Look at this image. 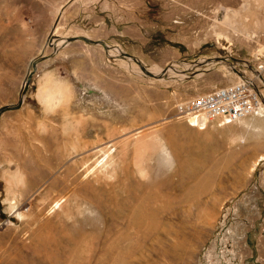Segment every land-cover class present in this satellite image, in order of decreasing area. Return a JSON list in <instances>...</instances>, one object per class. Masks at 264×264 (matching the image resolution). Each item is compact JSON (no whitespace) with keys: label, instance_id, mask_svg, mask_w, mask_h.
Wrapping results in <instances>:
<instances>
[{"label":"rangeland","instance_id":"1","mask_svg":"<svg viewBox=\"0 0 264 264\" xmlns=\"http://www.w3.org/2000/svg\"><path fill=\"white\" fill-rule=\"evenodd\" d=\"M263 58L264 0H0V264H264V110H178Z\"/></svg>","mask_w":264,"mask_h":264},{"label":"built area","instance_id":"2","mask_svg":"<svg viewBox=\"0 0 264 264\" xmlns=\"http://www.w3.org/2000/svg\"><path fill=\"white\" fill-rule=\"evenodd\" d=\"M239 74L236 82L180 104L179 112L198 128H204L214 117L220 118L222 124H227L248 115H261L264 94L259 82L264 76V58L250 72L241 70Z\"/></svg>","mask_w":264,"mask_h":264},{"label":"bare ground","instance_id":"3","mask_svg":"<svg viewBox=\"0 0 264 264\" xmlns=\"http://www.w3.org/2000/svg\"><path fill=\"white\" fill-rule=\"evenodd\" d=\"M53 35V34H52ZM52 37V36H51ZM64 38L65 37H61L59 40H57V39H52L51 41L52 42H50V43H53V45L54 46H57V45H59L60 43H62L63 41H65L64 40ZM118 51H119V49H118ZM114 53L115 52H110V55H113L114 56ZM202 62V61H201ZM183 66H185V67H187V68H190V66L188 65V63L186 64H184ZM204 65L202 64V65H198V63H197V66L196 67H191V68H193L192 70H196L197 68L198 69H200V70H203V67ZM177 65L175 64V63H173V64H170L166 69H165V71H164V69L162 70V69H160V68H158V67H151L150 68V70L151 71H153L152 73L154 74V75H160V76H165V75H167L168 77H179V79L180 78H182V77H185V75L186 74H183L184 72L183 71H179V70H177ZM191 70V69H190ZM167 80V79H166ZM59 89V88H58ZM54 91H56V90H54ZM60 91V90H59ZM54 93V92H53ZM53 93H48V94H46V100L47 101H53V99L55 98L54 96V94ZM57 93V92H56ZM58 94V93H57ZM59 96V95H58ZM60 97H61V95H60ZM58 98V97H57ZM201 126V125H200ZM202 129V128H201ZM124 135V134H123ZM133 136V135H132ZM122 142V141H121ZM108 143V142H107ZM120 144V143H119ZM111 146H112V144H111ZM114 146V145H113ZM110 147V146H109ZM109 147L108 146H105V145H99L97 148V151L98 152H100L101 151V153H102V155H103V159L97 164L96 163V165L94 166V168H93V170L94 169H96L97 167H99V166H102V168H109L111 165H112V161H111V155H112V152H110L109 151ZM155 148H159V150L163 153V156L167 159V160H169V161H171L172 160V158H171V153H170V151L167 149V147H166V145H164L163 143H158L156 146H155ZM100 153V154H101ZM112 159H113V157H112ZM93 163V162H92ZM90 166V165H89ZM110 169V168H109ZM212 212V211H211ZM178 213V212H177ZM209 213V212H208ZM213 213V212H212ZM176 214V213H175ZM167 215V214H166ZM178 215V214H177ZM176 215V216H177ZM212 214L210 213V216H211ZM173 216H175V215H173ZM166 218V217H165ZM175 219V218H174ZM178 220V219H177ZM172 221H174V220H172ZM175 222V221H174ZM262 255V254H261ZM234 257V256H233Z\"/></svg>","mask_w":264,"mask_h":264},{"label":"water","instance_id":"4","mask_svg":"<svg viewBox=\"0 0 264 264\" xmlns=\"http://www.w3.org/2000/svg\"><path fill=\"white\" fill-rule=\"evenodd\" d=\"M58 20V19H57ZM78 39H82V40H84L85 42H87V43H90V44H103L104 45V43L102 42V41H94V40H91V39H89V38H86V37H71V38H66L65 39V43H68V42H71V41H74V40H78ZM136 61H138L136 58H134ZM139 62V61H138ZM166 69V68H165ZM165 69H164V71H165ZM151 76H155L154 74H150ZM16 107V106H15Z\"/></svg>","mask_w":264,"mask_h":264}]
</instances>
